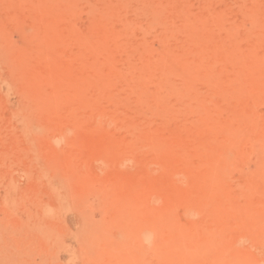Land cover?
I'll return each mask as SVG.
<instances>
[{"label":"rangeland","instance_id":"374dc122","mask_svg":"<svg viewBox=\"0 0 264 264\" xmlns=\"http://www.w3.org/2000/svg\"><path fill=\"white\" fill-rule=\"evenodd\" d=\"M0 264H264V0H0Z\"/></svg>","mask_w":264,"mask_h":264}]
</instances>
